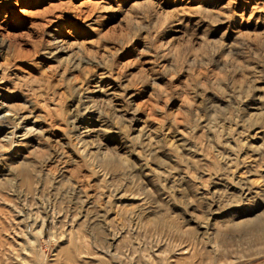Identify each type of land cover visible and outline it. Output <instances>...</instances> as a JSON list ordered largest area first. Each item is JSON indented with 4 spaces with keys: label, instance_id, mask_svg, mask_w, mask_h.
I'll list each match as a JSON object with an SVG mask.
<instances>
[{
    "label": "rangeland",
    "instance_id": "obj_1",
    "mask_svg": "<svg viewBox=\"0 0 264 264\" xmlns=\"http://www.w3.org/2000/svg\"><path fill=\"white\" fill-rule=\"evenodd\" d=\"M0 44V264H264V0H0Z\"/></svg>",
    "mask_w": 264,
    "mask_h": 264
},
{
    "label": "bare ground",
    "instance_id": "obj_2",
    "mask_svg": "<svg viewBox=\"0 0 264 264\" xmlns=\"http://www.w3.org/2000/svg\"><path fill=\"white\" fill-rule=\"evenodd\" d=\"M0 47H1V44H0ZM9 83H10L9 79L5 76V73L0 69V133H4L5 130H9V131L6 132V134H8V133L11 134L13 132H16L19 129V128H17L16 125L13 124V122H15L17 119H19V117H17V114H15L12 111H10L5 106V104L2 103L3 101L9 100V98H10L9 95H11V94L8 91V87H7V85H9ZM102 83H103V78H98V84H97V86H95L93 88L94 89L93 92H96V93L98 92L99 93L101 91V89L103 88L102 87ZM87 111H89V110H87ZM89 112H91V111H89ZM80 119L86 120L85 117H80L78 120H76V122L80 123V124L83 123V122H80ZM88 129H90V128H88ZM89 133H90L89 130H87L85 132L86 135L89 134ZM13 137H15V136H13Z\"/></svg>",
    "mask_w": 264,
    "mask_h": 264
}]
</instances>
